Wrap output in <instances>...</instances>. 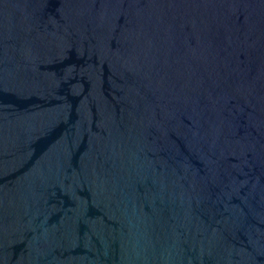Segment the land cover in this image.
I'll list each match as a JSON object with an SVG mask.
<instances>
[{"label": "water", "instance_id": "water-1", "mask_svg": "<svg viewBox=\"0 0 264 264\" xmlns=\"http://www.w3.org/2000/svg\"><path fill=\"white\" fill-rule=\"evenodd\" d=\"M0 264H264V0H0Z\"/></svg>", "mask_w": 264, "mask_h": 264}]
</instances>
